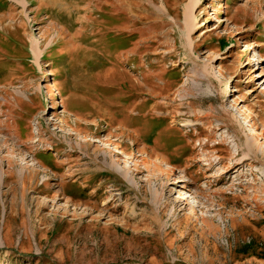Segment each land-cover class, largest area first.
Instances as JSON below:
<instances>
[{"label":"rangeland","instance_id":"374dc122","mask_svg":"<svg viewBox=\"0 0 264 264\" xmlns=\"http://www.w3.org/2000/svg\"><path fill=\"white\" fill-rule=\"evenodd\" d=\"M0 131V264H264V0H0Z\"/></svg>","mask_w":264,"mask_h":264},{"label":"bare ground","instance_id":"6f19581e","mask_svg":"<svg viewBox=\"0 0 264 264\" xmlns=\"http://www.w3.org/2000/svg\"><path fill=\"white\" fill-rule=\"evenodd\" d=\"M34 47V46H33ZM35 49V48H34ZM33 49V50H34ZM143 94V93H142ZM127 107V106H126ZM120 109H123V107L122 108H120ZM95 111H99L98 113H103V111H101V110H96L95 109ZM90 116H94L93 115V112H92V114L90 115ZM90 116H88V117H86V118H84V117H78V116H76L75 117V119H74V122H75V124L77 125V124H79V125H81L83 122H85V120H87V119H91V117ZM81 121H83L82 123H81ZM85 123H88V122H85ZM1 124L3 125V127H5V125H6V123H5V121H3V122H1ZM85 125V124H84ZM88 125H89V123H88ZM87 125V126H88ZM7 128V127H6ZM78 129L81 131V128H79L78 127ZM5 131V130H4ZM80 131H78V132H80ZM1 132V131H0ZM136 132V131H135ZM84 133V132H83ZM134 133V132H133ZM18 134V133H17ZM80 134V133H79ZM78 134V135H79ZM76 135H77V133H76ZM13 137L15 138V139H18L17 140V143H18V145H19V150H17V151H19V152H16L17 154H19L20 155V157H21V155L22 154H24V153H22L23 151H21L20 149H22V150H26V151H28V152H32V147L35 145V143L37 142V141H34V140H32V141H30V139L33 137V134L31 133L26 139H24V140H21L20 138H19V134L18 135H16V133L14 132V134H13ZM52 137V135H50L49 136V138H51ZM65 138L66 139H68V137L67 136H65ZM71 138V137H70ZM70 141V140H69ZM96 142V141H95ZM48 143V142H47ZM256 142H255V137L254 136H250V141L248 142V146H253L254 144H255ZM51 146H52V142L51 143H49ZM85 144H87V142H85ZM59 145V144H58ZM57 145V146H58ZM92 145V144H91ZM36 146V145H35ZM56 146V145H55ZM53 147H54V144H53ZM52 148V147H51ZM84 149V148H82V146L81 145H79V149ZM18 149V148H17ZM100 148L98 147V146H96V149L94 150V157L92 158V160H91V162H93V160H97V159H99L100 158V155L99 154H96L95 153V151H98ZM34 150V149H33ZM34 152V151H33ZM104 152H106V153H109L108 151H106V150H104ZM38 154V152H35V153H32V160H34L35 158H36V155ZM106 155V154H105ZM107 156V155H106ZM19 156H16V157H12V158H7L6 159V167H7V170L6 171H4V172H6V176H4V178H3V181L2 182H4L5 180H8V179H10V178H12V177H14V175L16 174L17 176H18V174L16 173V171L18 172V171H22V172H32L33 174H34V176H36V177H38V175L40 174L39 172H40V169L39 168H36L37 167V165H35V166H33L32 167V169H27V168H25V167H22V166H19V162L20 161H18L19 160V158H18ZM86 158V157H85ZM37 159V158H36ZM24 161H25V158L23 159ZM38 162V161H37ZM115 163V162H114ZM38 164H39V162H38ZM40 166L42 167V165L40 164ZM110 166V168L112 169V170H114V166H113V164H112V166L111 165H109ZM117 166V165H116ZM58 167H61V165L60 164H58ZM48 170H49V168H48ZM47 170V168H46V166L45 167H42V171L44 172V173H46V174H48V171ZM51 170V169H50ZM124 170V169H123ZM11 171H15L14 173H12ZM114 171H116V170H114ZM127 171H130L129 170V168L127 167ZM8 173V174H7ZM57 173V172H56ZM56 173L55 174H53L54 176L53 177H58L57 175H56ZM17 178H20V177H17ZM60 178V180H61V178H63V175H62V177H59ZM64 183V182H63ZM63 183H62V187H63ZM4 184V183H3ZM43 184H45V182H43ZM25 185L26 186H28V183L26 182V184L25 183H23V187H25ZM46 186V185H45ZM34 188V187H33ZM167 205H166V202H164V206L162 207V209H165V207H166Z\"/></svg>","mask_w":264,"mask_h":264}]
</instances>
